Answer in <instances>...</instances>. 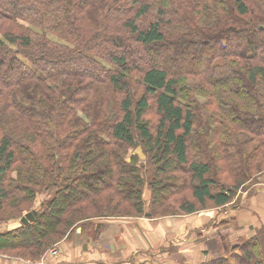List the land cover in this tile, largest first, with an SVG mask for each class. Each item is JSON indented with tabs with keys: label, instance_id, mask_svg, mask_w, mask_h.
<instances>
[{
	"label": "trees",
	"instance_id": "16d2710c",
	"mask_svg": "<svg viewBox=\"0 0 264 264\" xmlns=\"http://www.w3.org/2000/svg\"><path fill=\"white\" fill-rule=\"evenodd\" d=\"M138 144L152 207H224L264 173V0H0V214L51 192L0 250L34 259L101 217H158L125 157ZM240 250L206 264H264V227Z\"/></svg>",
	"mask_w": 264,
	"mask_h": 264
},
{
	"label": "rangeland",
	"instance_id": "374dc122",
	"mask_svg": "<svg viewBox=\"0 0 264 264\" xmlns=\"http://www.w3.org/2000/svg\"><path fill=\"white\" fill-rule=\"evenodd\" d=\"M112 50L113 52H116V51H119L120 49L113 47L111 48V51ZM196 50H197V47L194 49L193 53H197ZM174 58L177 59L176 56ZM159 118H160V114L158 113L156 109H153L147 114V119L151 123L158 121ZM204 119L205 117L202 116L201 118L197 119L198 122L196 121L195 129L198 132V134H194L195 136L194 140H196L197 143H200L199 136L201 135V133H203L205 129L204 121H201ZM200 122L202 126L200 125ZM127 150L128 151L125 157L128 161H130L131 156L133 154H137L139 157L138 165L143 170V175H144V180H145V185L143 187V199L145 201L147 209L148 210L152 209L154 210V212H156V214H158V217H150L145 214L139 217H143L144 219L146 218L147 223H149L150 221H155L159 223L158 225L164 224V226L166 227L165 231H167V233L178 232V234H183L184 232L183 233L181 232V228H183L184 231H186L185 229L187 228V221L189 218H186L187 214L183 213L184 211L180 209V201H178L179 195L177 197L168 196L167 199L165 200L164 205H161L159 207H156L155 205L154 207H152L153 190L151 189L150 181L154 175L156 166L153 164V160L151 156L148 154V152L146 151L145 147H143L142 144H138L134 147H129V149L127 148ZM195 153L196 152L194 151L192 156H194ZM182 171L184 172V169H182ZM257 177H256L255 182H258V180H261L264 177V173L259 174ZM169 182L171 181L169 180ZM255 182H251V183L254 184ZM170 185H171L170 183H167L166 187L168 188L170 187ZM248 187H249V184H248ZM248 190H246L245 188L239 190L233 199L232 205L240 201L241 191L245 192ZM254 191H255L254 188H252L249 192L246 193L247 199L254 198V195H253ZM182 195H184V197L188 196L186 192L183 193ZM50 196H51V192L41 191L38 193L37 198L34 200V202H31V203L27 202L19 210L9 211L8 213H1L0 214V232L8 231V230L17 228L20 225H22L21 217L25 216L28 212L33 211V209L34 210L40 209L42 206L41 204L47 201ZM210 204L212 203L210 202ZM208 206L209 208L196 212L195 216L193 217V224L198 223V225L201 226V223L203 222H205L206 224L208 223L207 231L210 230V232L207 234V237H206V247L204 248V251H203L204 254H201L200 247L198 246L195 247L193 250H194V254L196 255V257L193 263L191 264H206L220 257L232 258V255L234 254L240 255L241 254L240 246L243 245L244 241L249 239L250 236L255 235L259 229L264 227V224L262 223L261 225H257V226L251 225L247 227L240 225V221L242 223L245 219L242 218V220H239L230 211L231 209H228L226 206L219 207V208L213 207L212 205H208ZM30 207H32L30 210L21 211L23 208H30ZM244 213H247V212H244ZM8 217H14V218H8ZM115 217L116 216H109V217H101V218L106 219V218H115ZM132 217H135V216H123L119 218L126 219V218H132ZM108 220L109 219L102 220V222H99L98 225H100L102 228L98 229L97 231H92L91 233H89L90 235L89 237L94 238L97 233H99L101 230H104ZM185 223H186V226H185ZM168 224H169V227H168ZM94 227L87 225V223L78 227L77 230L81 231V234L80 233L78 234V239L80 238L82 239V235H83V240H85L87 238L88 232L91 231ZM144 231L145 230L141 228L137 229L133 234L134 239H136L137 241L138 239L143 240L144 237H146V235L143 233ZM157 235L160 236V239L159 240L157 239L158 244L155 243L156 245H158L157 253L159 252L160 257H163V258L156 259L157 261H160L161 263L165 261L166 264H171L172 261H168L165 259H170L171 257H174L176 259L179 258V261L176 264H190L189 262H185L184 259L180 260L182 257H184L182 256V254L186 248L184 247V244H183L185 241L184 237L175 236L176 238H174V237H171L172 234H169L170 236L168 235L163 236L160 231L159 233H157ZM98 236L100 237V235ZM98 236L97 238H99ZM195 236H198V235L196 234ZM195 236L193 237V239L195 238ZM163 238L165 240H163V242L161 243L160 241ZM169 239H171V241ZM152 240L154 241V239ZM147 241L151 243L149 237H147ZM53 245L54 244H52L45 251L46 254ZM156 245H153L152 248L148 250V252H154L156 250ZM141 247L143 249H146L145 246H141ZM182 247L184 248L182 249V251H180ZM214 250H217V251L215 252ZM14 252L19 254V252L17 251H14ZM148 262L149 264H156L153 259H149ZM75 263L84 264L81 262H75ZM49 264H58V263H49Z\"/></svg>",
	"mask_w": 264,
	"mask_h": 264
},
{
	"label": "crops",
	"instance_id": "0c3cea01",
	"mask_svg": "<svg viewBox=\"0 0 264 264\" xmlns=\"http://www.w3.org/2000/svg\"><path fill=\"white\" fill-rule=\"evenodd\" d=\"M252 188L255 190L253 192L254 198L247 199L246 193ZM246 190L248 191H241V198L238 203L234 205H232L233 203H230L226 205V207L231 209L230 211L239 220H242V218L245 219L242 223L240 221V225L247 227L251 225H261V223L264 224V177L259 180V182L252 184ZM195 213L196 212L188 213L186 215V218L189 219L187 221L186 231L181 228V232H184L183 234H178V232L167 233L164 224L158 225L159 223L155 221L147 223L146 218L144 219L143 217L126 219L119 217L101 218L99 219L100 222H102V220H109L106 223L105 229L101 230L99 232L100 234L97 233L94 238L89 237V233H91L93 229L88 232L85 240H83V235L82 239H78V234H81V231L76 230L72 237L65 236L63 239L54 243L53 246H56L59 249V252L56 255H46V252H44V256L42 255L43 257L40 256L34 259L24 257L14 251L0 250V264H40L41 260H44L48 264L59 262H81L84 264H149V259H153L156 264H166L165 261L161 263L156 260L163 258L160 257L159 252L157 253L158 245L156 244H158V240L160 239V236L157 235L159 231L163 236H170L169 234H172L171 237L174 238H176L175 236L184 237L185 241L183 244L186 248L182 254L184 257L180 260L184 259L185 262L191 264L196 257L193 250L195 247H200L201 254H204L203 251L206 247V237L210 232V230L207 231L208 223L206 224L203 222L201 223V226L198 225V223L193 224ZM139 228L145 230L143 233L146 237H144L143 240L138 239L137 241L134 239L133 234ZM196 234L198 236H195ZM98 235H100V237ZM97 236L99 238H97ZM194 236L195 238L193 239ZM147 237L150 238L151 243L147 241ZM152 239H154L155 242ZM163 240L165 239H161L160 242L162 243ZM169 240L171 241V239ZM153 245H156V250L154 252H148ZM141 246H145L146 249H143ZM184 247H182L180 251H182ZM165 260L172 261L171 264H176L179 261V258L176 259L171 257L170 259Z\"/></svg>",
	"mask_w": 264,
	"mask_h": 264
},
{
	"label": "water",
	"instance_id": "95a60500",
	"mask_svg": "<svg viewBox=\"0 0 264 264\" xmlns=\"http://www.w3.org/2000/svg\"><path fill=\"white\" fill-rule=\"evenodd\" d=\"M37 216H38V211L33 210V211L28 212L25 216H23L21 218V221L23 224L28 225L31 222H34ZM147 216H149L148 213H147Z\"/></svg>",
	"mask_w": 264,
	"mask_h": 264
},
{
	"label": "built area",
	"instance_id": "2783aa9c",
	"mask_svg": "<svg viewBox=\"0 0 264 264\" xmlns=\"http://www.w3.org/2000/svg\"><path fill=\"white\" fill-rule=\"evenodd\" d=\"M58 252H59L58 247L52 246L50 248V254L56 255ZM40 264H47V263L45 261H43ZM58 264H80V263H75V262H62V263H58Z\"/></svg>",
	"mask_w": 264,
	"mask_h": 264
},
{
	"label": "bare ground",
	"instance_id": "6f19581e",
	"mask_svg": "<svg viewBox=\"0 0 264 264\" xmlns=\"http://www.w3.org/2000/svg\"><path fill=\"white\" fill-rule=\"evenodd\" d=\"M48 254H50V249L48 250V252H47L46 255H48ZM43 256H44V255H43ZM43 256H42V257H43ZM42 259H43V258H42ZM43 261H44V260H41L40 263L43 262Z\"/></svg>",
	"mask_w": 264,
	"mask_h": 264
}]
</instances>
